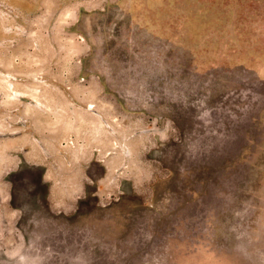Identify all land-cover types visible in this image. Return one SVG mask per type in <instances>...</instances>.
Instances as JSON below:
<instances>
[{"label": "rangeland", "instance_id": "rangeland-1", "mask_svg": "<svg viewBox=\"0 0 264 264\" xmlns=\"http://www.w3.org/2000/svg\"><path fill=\"white\" fill-rule=\"evenodd\" d=\"M69 1L0 0V140L15 127L30 131L41 108L55 107L47 100L67 89L57 84L61 77L95 72L107 91L115 93L106 78L132 89L142 79H134L136 58L127 51L134 46L144 61H160L159 82L177 95L161 100L155 115L164 142L155 175L111 182L106 216L128 222L123 240L88 231L45 236L43 248L56 252H42L40 263L264 264V0H89L76 27L97 48L90 43L82 68H63L64 54L48 48L61 44ZM140 25L159 37L146 40ZM186 26L202 49L193 58L211 65L195 92L163 70L181 55L172 44L182 45ZM40 175L23 165L6 177L34 196L43 189ZM132 190L141 197H123Z\"/></svg>", "mask_w": 264, "mask_h": 264}, {"label": "crops", "instance_id": "crops-1", "mask_svg": "<svg viewBox=\"0 0 264 264\" xmlns=\"http://www.w3.org/2000/svg\"><path fill=\"white\" fill-rule=\"evenodd\" d=\"M88 1L71 0L61 8V44L48 50L64 54L63 68H82L91 49L76 27ZM57 84L67 89L49 95L47 103L55 107L41 108L35 115L40 118L31 119L35 130L15 127L18 133L0 140V264H41L42 252H56L43 248L45 236L88 231L119 241L129 227L106 216V197L116 191L111 182L150 179L161 163L164 142L155 115L128 109L95 72L78 71ZM23 165L40 169L43 189L34 196L25 182L6 177ZM130 196L141 197L136 190L123 197Z\"/></svg>", "mask_w": 264, "mask_h": 264}, {"label": "trees", "instance_id": "trees-1", "mask_svg": "<svg viewBox=\"0 0 264 264\" xmlns=\"http://www.w3.org/2000/svg\"><path fill=\"white\" fill-rule=\"evenodd\" d=\"M134 20V21H133ZM133 25L137 26V21L135 22V19H133ZM247 24V23H245ZM164 24H161V29H163ZM158 28L154 27L153 30H156ZM138 30L145 31L144 36L148 37L149 40L150 36H153V38L159 37V34H157L155 31H152L151 29L147 28V26L140 25L138 26ZM185 33L182 36L183 42L182 45H176L172 44L174 47L172 48V53H179L181 55H178L179 57L174 58L171 62H165L167 64V67L163 69L169 74H173L174 78H178L179 84L183 82L189 83L191 86L188 90L195 92L196 89L194 87L195 82H199L203 77H207L210 75V69L211 65H208V57L204 60H196V58H193V55H196V52H200L202 49H200L199 46H196L195 42H198L196 40V37H194L192 34H188L187 26L184 28ZM248 27V31H250ZM86 37L92 44V47L97 48L96 43L94 40L89 39L88 34L85 33ZM168 36H170V33H168ZM126 40L124 45L126 48H128V44L130 41L128 40V37L124 38ZM145 39V38H144ZM200 40V39H199ZM121 41V37H120ZM147 43L151 44L149 41H146ZM132 43V41H131ZM146 43V44H147ZM148 45V44H147ZM152 45V44H151ZM149 46V45H148ZM151 47V46H149ZM180 48H182L180 50ZM204 48L206 50L207 44H204ZM129 51V53H133L135 58L132 63L135 66L136 72H138V75L134 77L135 78H142L139 81L134 80L135 82H131L133 87L132 89L126 87V85L120 81L115 82L111 78H106V83L108 86L113 88L114 94L118 97V99L124 103V105L131 110H138V111H145L147 113L153 114L158 116L162 112V105L159 103L161 100H166L169 98H173L177 95V91L175 92V88L173 89L171 85L168 83V86L165 84H160L159 73L156 74V70L159 67L160 61H156L152 59V57H148L146 61L142 59L140 56L141 51H139L135 46L132 47ZM196 64V69H193V66ZM180 67V70H177V68ZM178 72V73H177ZM143 73H146L147 76L143 77ZM177 82V81H176ZM117 86V87H114Z\"/></svg>", "mask_w": 264, "mask_h": 264}]
</instances>
